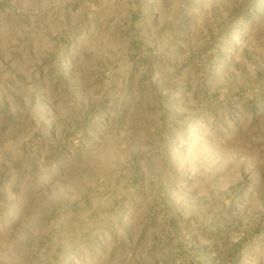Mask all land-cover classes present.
I'll return each mask as SVG.
<instances>
[{
    "label": "rangeland",
    "instance_id": "1",
    "mask_svg": "<svg viewBox=\"0 0 264 264\" xmlns=\"http://www.w3.org/2000/svg\"><path fill=\"white\" fill-rule=\"evenodd\" d=\"M0 264H264V0H0Z\"/></svg>",
    "mask_w": 264,
    "mask_h": 264
}]
</instances>
